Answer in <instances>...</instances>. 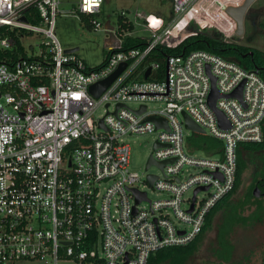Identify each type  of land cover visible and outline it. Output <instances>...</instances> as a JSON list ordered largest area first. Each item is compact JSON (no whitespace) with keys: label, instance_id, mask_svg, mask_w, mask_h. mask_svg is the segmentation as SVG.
Returning <instances> with one entry per match:
<instances>
[{"label":"built area","instance_id":"1","mask_svg":"<svg viewBox=\"0 0 264 264\" xmlns=\"http://www.w3.org/2000/svg\"><path fill=\"white\" fill-rule=\"evenodd\" d=\"M245 2L173 0L174 20L163 34L143 49L123 50L115 33L107 59L91 69L63 50L56 20L59 14L96 17L105 0H80L68 12L60 0H0V29L49 39L38 54L0 64V264H148L153 253L199 237L209 213L235 188L238 145L263 141L264 80L257 69L203 50L169 56L163 80H148L161 66L145 62L182 21L186 30L215 28L232 42L237 23L227 10ZM144 23L154 34L164 29L155 15ZM92 26L102 23L94 18ZM193 35L184 32L164 46ZM14 45L0 39L2 48ZM122 64L95 97L90 87ZM213 79L227 128L209 104ZM240 87L241 99L230 97ZM100 108L103 116H97ZM183 113L221 143L213 154H194L195 133L185 128ZM150 117L165 119L167 127ZM145 134L154 137L149 159L156 164L141 175L131 169L126 137ZM153 167L158 174L150 173ZM149 176L157 177L152 186ZM133 190L147 199L137 204Z\"/></svg>","mask_w":264,"mask_h":264},{"label":"rangeland","instance_id":"2","mask_svg":"<svg viewBox=\"0 0 264 264\" xmlns=\"http://www.w3.org/2000/svg\"><path fill=\"white\" fill-rule=\"evenodd\" d=\"M60 1V10L68 12L76 8L80 0ZM172 3L173 0H105L102 13L95 17L102 23L101 28H87L79 15L59 14L55 25V36L63 50L78 48V51L75 52L76 56L89 68L94 69L105 62L113 46L112 40L117 38L115 33L118 30L119 15L124 13L125 17L133 23L135 29L130 33L131 36L150 41L155 39L156 35L163 34L164 30L172 25L174 20ZM148 15L163 18L164 29L155 34L147 30L144 21ZM40 26L47 27L46 24ZM184 26L185 21H182L169 36L180 32H185L187 35L202 33L199 32L196 25L191 26L188 30ZM204 33L220 40L224 38L223 34L215 28L212 31H204ZM19 40L25 51L31 56L33 53L38 54L49 39L45 35L29 32L20 37ZM230 41L258 49L264 53V0H256L247 12L243 36H234ZM130 107L135 109L138 105L131 104ZM105 113V108H100L97 111V116H103ZM126 141L131 146V169L143 175L146 172L153 149L154 137L148 134L130 135L126 137ZM194 154L198 157L207 156L204 151L200 150L195 151ZM254 170L255 166L250 165V168L243 175L242 184L234 196L235 199L243 198L252 191L256 177ZM150 173L158 174L159 171L153 167L150 169ZM149 195L152 199L157 198L152 192H149ZM260 202L264 208V196L260 198ZM256 213L255 206L242 213L248 222L245 225L240 223L235 228L232 235V241L235 245L232 259L229 262H223L216 256V250L219 248L218 231L220 224L231 213L226 207L221 209L215 217L212 228L206 232L199 251L190 259L188 264H262L264 259V216L260 222H254Z\"/></svg>","mask_w":264,"mask_h":264},{"label":"trees","instance_id":"3","mask_svg":"<svg viewBox=\"0 0 264 264\" xmlns=\"http://www.w3.org/2000/svg\"><path fill=\"white\" fill-rule=\"evenodd\" d=\"M94 18V16H81V20L86 27L90 29H94L92 26V20ZM134 29L135 27L133 23L130 22L124 14L118 16V30L116 31V34L118 38L122 40L123 50L143 49L146 46L147 40L129 35ZM182 33L183 32L179 33L180 36ZM20 34L22 33H18L17 30H10L7 27L0 29V39L9 37V39L13 40L15 44L10 49L0 47V64L13 63L20 57H26L27 53L25 48L19 40ZM205 34L206 33L202 32L190 36L177 47L164 46L169 43L175 45L180 38L177 34L168 36L165 43L163 42L164 45H158L145 62V65L148 66L152 63H159L161 66L158 74H152L148 80H163L165 78L166 63L169 56L187 55L193 51L199 50L219 55L227 60L238 63L246 69H258L260 76L264 80L263 52L252 47L235 42H226ZM216 34L218 33L216 32ZM250 53H253V56H251ZM190 141L194 151H204L209 155L213 154L214 149L221 145L219 141L205 135L194 134L190 137ZM250 165L255 166L254 171L256 176L252 191L243 198L235 199L234 196L237 194L242 184L243 175L250 168ZM262 196H264V137L261 143H240L238 145L235 188L231 194L219 202V204L209 213L206 225L199 237L189 245L168 247L153 253L148 264H188L190 259L199 251L206 232L213 226L216 215L225 207L228 211L230 210L231 214L226 217L224 222L219 226L217 238L219 248L216 250V256L223 262L231 261L235 250V245L232 241L234 230L238 224L242 223L245 225V223L248 222L246 221L248 219H245L242 213L246 209L255 206L257 213L254 222H260L264 216V208L260 202ZM262 264H264V259Z\"/></svg>","mask_w":264,"mask_h":264},{"label":"water","instance_id":"4","mask_svg":"<svg viewBox=\"0 0 264 264\" xmlns=\"http://www.w3.org/2000/svg\"><path fill=\"white\" fill-rule=\"evenodd\" d=\"M256 0H246V2L244 3L243 6L241 7H238V8H229L227 10V13L236 21L237 23V35L238 36H243L244 32H245V17H246V14L247 12L249 11L250 7L253 5V3L255 2ZM24 21H26V19L24 18L23 19ZM78 51V48L76 49H68L66 50V53H75ZM251 56H253V53H250ZM126 67V64H122L120 66V68L114 72L110 77H108L107 79L95 84V85H92L90 87V91L91 93L95 96V97H98L102 94V92L104 90L107 89V87L121 74V72L125 69ZM209 69V68H208ZM258 70V69H257ZM151 74V68H149L146 73H145V79H148L149 76ZM221 97V95L219 94V92L216 90L215 88V79H213V89H212V92L210 94V97H209V104L210 106L215 110L217 116H218V119H219V123L222 127L224 128H227L229 127L228 123H227V120H226V117L225 115L217 110L216 108V102L217 100ZM230 97H236L238 99H241L242 97V87H240L238 90H236L233 94L230 95ZM146 110V107L143 106L141 108L140 111H138L137 113L138 114H141L143 113L144 111ZM183 118H184V122H185V128L190 130L191 132L195 133V134H199V135H204L205 134V131L198 125L196 124L188 114L186 113H183ZM147 120L149 121H152L156 124V126L158 128L162 127V126H166L167 127V121L165 119H162V118H153V117H150L148 118ZM102 124V122H101ZM168 129V128H167ZM159 145H155V148L158 147ZM153 164H156L155 161L153 160V158L151 157L147 163V169L153 165ZM165 162H162V163H159L160 166H164ZM157 177L155 176H149V181H150V186L153 185L154 181L156 180ZM200 191V189H197L195 191V195ZM133 192L135 193L136 195V203L139 204L141 201L147 199L146 197V193H141L137 190H133ZM192 209H193V206H192ZM191 209V211H192Z\"/></svg>","mask_w":264,"mask_h":264},{"label":"crops","instance_id":"5","mask_svg":"<svg viewBox=\"0 0 264 264\" xmlns=\"http://www.w3.org/2000/svg\"><path fill=\"white\" fill-rule=\"evenodd\" d=\"M112 43H113V44H116V39H113V40H112Z\"/></svg>","mask_w":264,"mask_h":264}]
</instances>
